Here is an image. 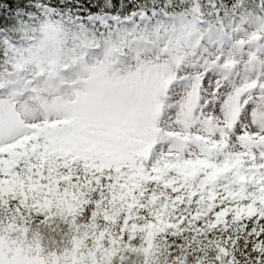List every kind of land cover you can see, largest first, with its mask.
<instances>
[{
  "label": "snow or ice",
  "instance_id": "1",
  "mask_svg": "<svg viewBox=\"0 0 264 264\" xmlns=\"http://www.w3.org/2000/svg\"><path fill=\"white\" fill-rule=\"evenodd\" d=\"M0 264H264V0H0Z\"/></svg>",
  "mask_w": 264,
  "mask_h": 264
}]
</instances>
